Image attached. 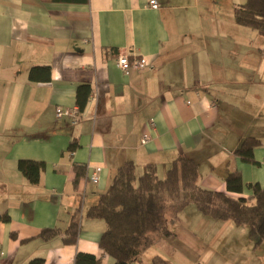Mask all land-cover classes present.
<instances>
[{
    "label": "crops",
    "instance_id": "1",
    "mask_svg": "<svg viewBox=\"0 0 264 264\" xmlns=\"http://www.w3.org/2000/svg\"><path fill=\"white\" fill-rule=\"evenodd\" d=\"M157 1L0 0V264L32 256L73 264L76 250L99 255L104 220L87 208L126 160L137 171L153 163L163 178L177 155L193 157L203 199L227 192L229 170L240 172L244 195L249 183L264 185L262 34L234 20L233 6L242 0ZM123 46L144 54L145 65L120 69ZM45 63L49 78L30 80L29 68ZM80 82L92 87L80 118L56 119L57 106L76 104ZM249 135L259 140L252 162L234 153ZM20 158L38 162V182L18 169ZM78 164L84 167L76 177ZM95 166L99 177L92 180ZM191 204L168 218L170 233L145 250L143 264L154 254L170 264H226L214 242L209 247L198 234L208 222H219L220 231L240 224L209 219ZM188 215L195 220L186 226ZM42 227L56 234L42 239ZM62 235H75V242ZM259 246L253 264L264 257Z\"/></svg>",
    "mask_w": 264,
    "mask_h": 264
},
{
    "label": "trees",
    "instance_id": "2",
    "mask_svg": "<svg viewBox=\"0 0 264 264\" xmlns=\"http://www.w3.org/2000/svg\"><path fill=\"white\" fill-rule=\"evenodd\" d=\"M234 20L264 35V0H242L233 6ZM49 64H34L28 70L30 80L48 79ZM92 92L90 83L80 82L75 87V101L82 108ZM259 142L254 136H246L234 149L244 161H255L253 147ZM72 139L69 149L73 150ZM17 167L30 183L38 182V162L20 158ZM84 164H78L77 174L83 173ZM198 165L185 154L177 155L159 177L153 163H146L137 171L132 160L120 164L107 187L97 200L88 206L87 214L101 217L104 228L98 239L102 252L76 250L73 264H105L102 254L112 257L111 264H143L145 250L160 236L170 233L168 218H177L180 210L189 202L205 214L219 219H232L236 224L248 227L253 248L264 243V185L251 182V193H242L243 182L238 170H229L224 177L227 192L213 191L208 198H198ZM4 219L6 214H2ZM56 234L54 228L42 227L36 234L47 239ZM75 235H62L64 242H75ZM41 256H32L22 264H44ZM147 264H170L160 254H154ZM258 264H264V257Z\"/></svg>",
    "mask_w": 264,
    "mask_h": 264
},
{
    "label": "rangeland",
    "instance_id": "3",
    "mask_svg": "<svg viewBox=\"0 0 264 264\" xmlns=\"http://www.w3.org/2000/svg\"><path fill=\"white\" fill-rule=\"evenodd\" d=\"M259 43V39H256ZM262 43H264V35H262ZM191 205H195V202H191ZM197 207V206H196ZM201 211V210H200ZM202 212V211H201ZM208 218L210 219V215L207 214ZM213 217V216H211ZM215 219V217H214ZM219 219V218H217ZM230 219V218H229ZM195 220L194 216L188 215L187 219L185 217V221L183 222L184 225L188 226L190 221ZM219 222L218 224H210L208 222L205 226V232L203 229L200 230L198 236H201L206 245L208 244L210 247V242H214V249L215 254L220 257L223 256L225 258L226 264H253L254 262H258L260 260V255L263 253L261 246H257L253 248L252 240L248 235V227L244 224H240L237 226L238 230L233 231L232 229L226 228L222 231L219 229ZM181 236V234H178ZM244 245H246V249L243 252ZM260 245H264L262 242ZM210 250V249H208ZM227 254V255H225ZM199 263V261H196ZM200 264H210V260L204 262L203 260L200 261ZM195 263V264H198Z\"/></svg>",
    "mask_w": 264,
    "mask_h": 264
},
{
    "label": "built area",
    "instance_id": "4",
    "mask_svg": "<svg viewBox=\"0 0 264 264\" xmlns=\"http://www.w3.org/2000/svg\"><path fill=\"white\" fill-rule=\"evenodd\" d=\"M148 4L152 7H157L158 6V1L157 0H148ZM147 61V57L144 54L137 53L132 47H120L118 49V53L116 55V63L119 66L120 69L123 71L127 72L130 69H138L141 68L142 66L145 65ZM189 102V100H187ZM80 108L78 105L74 104L72 106H57L55 108V117L56 119H59L61 117H69L70 121L72 123H75L78 121L80 118ZM142 141L146 142L148 141V136L143 135ZM262 159L264 160V153L262 155ZM99 166H95L90 178L92 180H97L99 175ZM0 253L2 251L0 250ZM102 258H104L105 254L101 255Z\"/></svg>",
    "mask_w": 264,
    "mask_h": 264
}]
</instances>
